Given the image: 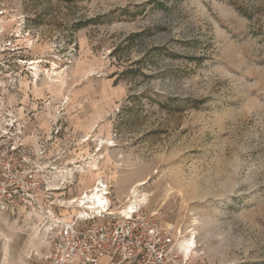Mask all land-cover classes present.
Wrapping results in <instances>:
<instances>
[{"label": "rangeland", "instance_id": "1", "mask_svg": "<svg viewBox=\"0 0 264 264\" xmlns=\"http://www.w3.org/2000/svg\"><path fill=\"white\" fill-rule=\"evenodd\" d=\"M99 182L186 264H264V0H0V264Z\"/></svg>", "mask_w": 264, "mask_h": 264}, {"label": "built area", "instance_id": "2", "mask_svg": "<svg viewBox=\"0 0 264 264\" xmlns=\"http://www.w3.org/2000/svg\"><path fill=\"white\" fill-rule=\"evenodd\" d=\"M97 184L107 197V184ZM104 207L70 219L49 217L44 228L49 251L38 264H186L174 235L141 209L129 215L114 212L109 200Z\"/></svg>", "mask_w": 264, "mask_h": 264}, {"label": "bare ground", "instance_id": "3", "mask_svg": "<svg viewBox=\"0 0 264 264\" xmlns=\"http://www.w3.org/2000/svg\"><path fill=\"white\" fill-rule=\"evenodd\" d=\"M142 182L138 183L136 186L133 187L131 193H136L137 189L136 187L138 185H141ZM136 195V194H134ZM137 200V199H136ZM139 201V200H138ZM77 202V206L79 208H82L85 210H91L95 211L100 206L104 207V204L108 203V199L105 196V192L103 190L99 189L98 184H94L88 191H86L85 195L83 197H76L69 201V203ZM134 205H135V199L131 200L129 204L125 206L123 209V213L126 215H129L134 212ZM105 208V207H104ZM82 211V214L83 212ZM122 213V212H121ZM182 250L184 251L186 258L189 256V254L192 252V250L195 248V240L193 235H190L186 239L182 241Z\"/></svg>", "mask_w": 264, "mask_h": 264}]
</instances>
